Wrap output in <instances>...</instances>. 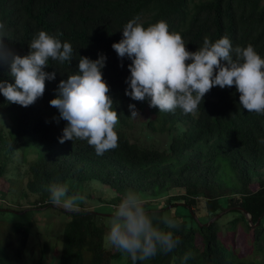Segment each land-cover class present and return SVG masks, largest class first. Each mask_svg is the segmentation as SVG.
<instances>
[{
  "label": "trees",
  "instance_id": "16d2710c",
  "mask_svg": "<svg viewBox=\"0 0 264 264\" xmlns=\"http://www.w3.org/2000/svg\"><path fill=\"white\" fill-rule=\"evenodd\" d=\"M134 18L145 27L166 22L189 51L201 46L206 36L213 41L227 36L233 47L251 44L264 57L262 0H0V22L15 54H27L28 42L41 30L73 47L70 64L49 62L45 71L55 72V79L45 81L44 94L34 104L8 103L0 94V117L10 122L7 130L0 129V156L13 157L16 150L35 156L20 173L25 176L22 190L37 196L34 207L26 210L51 208L64 215L55 264H111L122 255L103 240L111 214L81 203L69 212L51 203L49 186L63 183L70 192L106 201L111 210L126 190H134L146 208L180 219L182 226L175 230L180 245L144 264H182L188 253L192 255L186 264H264V146L258 143L264 139V115L242 109L234 86L213 87L193 114L179 109L158 112L147 100L126 96L131 61L118 58L111 45ZM99 54L106 56L101 71L118 113L119 146L103 156L86 141L61 144L58 137L66 121L54 120L59 112L49 104L59 81L78 71L79 57L94 60ZM5 80L12 82L7 64L0 63V81ZM129 104L135 105L137 115H131ZM144 113L149 116L145 121ZM136 126L141 136L132 133ZM3 173L0 164V180ZM176 206L185 212L172 211ZM241 209L252 223L258 218L257 223L248 224ZM217 212L222 214L203 225ZM239 223L254 256L250 259H239L227 249L235 243L232 233ZM222 228L227 239L221 236ZM29 231V222H17L2 234L0 264H13L24 255ZM47 249L43 242L40 256ZM124 264H132L131 259L126 257Z\"/></svg>",
  "mask_w": 264,
  "mask_h": 264
},
{
  "label": "clouds",
  "instance_id": "9594fccd",
  "mask_svg": "<svg viewBox=\"0 0 264 264\" xmlns=\"http://www.w3.org/2000/svg\"><path fill=\"white\" fill-rule=\"evenodd\" d=\"M122 38L111 47L118 58H128L129 76L125 95L134 101H148L158 112L193 114L201 106L203 97L213 87H235L239 105L249 113L264 115V57L251 44L233 47L227 36L210 40L207 36L195 51L186 48V42L177 32H170L164 21L145 27L131 19L122 28ZM4 23L0 22V63L8 66L12 82L0 81V94L8 103L28 107L43 96L45 81L55 79V72H47L49 62L70 64L73 47L41 30L28 42L25 55L12 52ZM106 56L96 59L80 56L78 71L60 80L50 99L59 117L66 121L61 144L65 141H86L97 156L116 149L118 134L115 130L118 113L103 79L102 69ZM132 116L138 114L129 104ZM258 143L264 146V139ZM51 203L69 212L78 210L84 196L70 192L67 183L49 186ZM182 221L174 214L148 209L134 190H126L112 208L106 222L105 246L131 259L132 264H144L158 254L172 253L181 243L175 234ZM192 253L185 254L182 264Z\"/></svg>",
  "mask_w": 264,
  "mask_h": 264
},
{
  "label": "rangeland",
  "instance_id": "374dc122",
  "mask_svg": "<svg viewBox=\"0 0 264 264\" xmlns=\"http://www.w3.org/2000/svg\"><path fill=\"white\" fill-rule=\"evenodd\" d=\"M264 2V0H262ZM144 115V121L149 117ZM142 117L139 118V121ZM138 123V121H137ZM158 126V125H157ZM10 127V122L6 118L0 117V129L7 130ZM132 133L136 136L142 133L136 126ZM34 152L28 151L21 154L20 150L14 152L13 157L0 156V164L4 167V173L0 180V237L3 233L11 229L13 223L29 222L30 231L26 241V250L21 258L13 261V264H36L39 260L41 264H55L56 254L59 250V230L64 222V215L54 211L51 208L27 209L26 207H34L32 202L37 196L22 190V185L25 182V176L20 173L25 167V163L33 159ZM264 171L261 170V172ZM260 172V173H261ZM13 181V182H12ZM18 182V183H17ZM84 200L81 203L83 207L93 208L101 214H111V209L105 204L106 201L99 202L91 195H84ZM32 205H26L27 202ZM177 213H184L182 207H174L172 210ZM242 224L239 223L233 231V239L235 243L231 247H227L236 257L241 259L254 257L248 249L247 236L242 230ZM107 229L103 228V240ZM221 236L226 238L225 230L221 229ZM46 242L48 249L43 256H40L42 243ZM105 243V242H104ZM228 246V244H227ZM56 256V258H55ZM126 256L120 255L117 259L112 260L111 264H124Z\"/></svg>",
  "mask_w": 264,
  "mask_h": 264
},
{
  "label": "water",
  "instance_id": "95a60500",
  "mask_svg": "<svg viewBox=\"0 0 264 264\" xmlns=\"http://www.w3.org/2000/svg\"><path fill=\"white\" fill-rule=\"evenodd\" d=\"M241 210H242V213L244 214V216L246 217V219H247V223H248V224H250V225H252V224L255 225V224L257 223L258 218L256 219L255 223H252L249 214L246 213L245 210H243V209H241ZM221 214H222V212H217L215 215H213L211 218H209L206 222H204L203 225H207V224L211 223L214 219H216V218H217L219 215H221ZM191 215H192V217L194 218V220L197 221L196 216H195L193 213H191ZM200 224H201V223H200Z\"/></svg>",
  "mask_w": 264,
  "mask_h": 264
}]
</instances>
